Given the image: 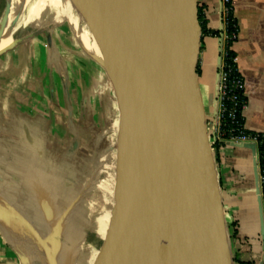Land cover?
I'll return each mask as SVG.
<instances>
[{
    "label": "water",
    "instance_id": "95a60500",
    "mask_svg": "<svg viewBox=\"0 0 264 264\" xmlns=\"http://www.w3.org/2000/svg\"><path fill=\"white\" fill-rule=\"evenodd\" d=\"M107 1L113 57L121 50L123 63L116 72L105 57L93 58L119 112V196L97 264H231L196 73L198 0ZM218 45L213 105L221 35ZM253 157L259 191L255 151ZM32 233L49 264H57L46 241ZM262 251L264 261V236Z\"/></svg>",
    "mask_w": 264,
    "mask_h": 264
},
{
    "label": "crops",
    "instance_id": "0c3cea01",
    "mask_svg": "<svg viewBox=\"0 0 264 264\" xmlns=\"http://www.w3.org/2000/svg\"><path fill=\"white\" fill-rule=\"evenodd\" d=\"M198 6L207 29L217 31L220 0H198ZM231 6L237 30L231 50L246 98L243 129L264 138V0H231ZM34 39L10 42L0 54V264H45L33 233L31 243L39 253L37 258L30 255L25 243L29 235L24 238L16 224L22 217L55 253V241L45 232L61 228V214L68 206L63 193L73 194L72 180L82 184L93 175L91 157L98 154L94 149L101 136L90 119L88 110L94 104L88 98L81 95L73 102L64 90L62 101L49 108L54 68L42 65L41 45ZM200 47L199 89L212 116L218 38L204 34ZM60 136L69 137L66 145ZM254 151L257 157V143L249 137L226 141L218 151L216 174L223 212L235 224L230 245L236 264H263L264 207L259 181L257 191Z\"/></svg>",
    "mask_w": 264,
    "mask_h": 264
},
{
    "label": "rangeland",
    "instance_id": "374dc122",
    "mask_svg": "<svg viewBox=\"0 0 264 264\" xmlns=\"http://www.w3.org/2000/svg\"><path fill=\"white\" fill-rule=\"evenodd\" d=\"M7 1L0 0V29L5 25L9 28L7 29V38L3 43L24 42L35 38L34 41L41 45L39 49L42 65H53L51 87L54 92L49 99V108L57 107L56 102L62 101L60 93L64 95V90L69 98L73 99V102L78 101L74 98H79L82 95L94 104L90 105L92 113L90 108L88 113L91 114L90 119L95 120L97 132L101 136L96 140L97 149H94L98 154L95 153L91 157L93 175L85 179L82 184L79 183L80 180L78 182L72 180L74 183L70 185L73 194L71 192L63 193V197L67 196L68 206L63 209L61 214V228L55 232H45V236L47 239L55 241L54 258L58 264H97L114 221L118 203L119 112L108 76L94 60L92 54L88 52L84 40L80 36L89 41L92 40L97 50L99 49V53L117 70L118 64L113 57L114 35L108 1L30 0L17 14L8 8ZM2 20L4 21L2 22ZM99 42H102V48L98 44ZM200 46L201 43H199V48ZM46 75L48 78L46 77L45 80L48 81L49 73ZM203 107L208 141L216 170L219 146L221 147L227 140H216L210 129L212 116L206 101L203 102ZM58 139L62 145H66L69 137L60 136ZM66 174L68 175V172ZM81 180L83 181V179ZM67 183L65 182L64 185L66 188H68ZM218 186L220 191L219 181ZM74 195H76L75 199H73ZM223 216L227 228L229 258L231 264H236L235 252L232 251L230 245L235 224L224 212ZM21 220L23 222H18V229L22 231L24 238L29 235L30 241L26 239V246L28 250L30 249V255L37 258L39 249L36 250L31 243L33 240L31 227L27 218L22 217ZM43 257L42 254L40 259ZM41 260L44 261V258ZM45 260V264H49V261Z\"/></svg>",
    "mask_w": 264,
    "mask_h": 264
},
{
    "label": "built area",
    "instance_id": "2783aa9c",
    "mask_svg": "<svg viewBox=\"0 0 264 264\" xmlns=\"http://www.w3.org/2000/svg\"><path fill=\"white\" fill-rule=\"evenodd\" d=\"M221 3V51L220 67L218 71L217 95L214 105V116L212 115L210 129L217 141H240L247 138L243 133H237L239 126L237 118L242 116L246 106L244 96V82L238 70L224 63L228 50V43L235 39L236 25L233 24L231 0H220ZM230 5V7L228 6ZM228 29L231 33L228 35ZM234 29V31H233ZM231 49V47H230ZM242 132L243 128H238ZM239 132V131H238ZM256 141V138H253ZM259 173V171H258ZM260 186H264V175L259 174Z\"/></svg>",
    "mask_w": 264,
    "mask_h": 264
},
{
    "label": "trees",
    "instance_id": "16d2710c",
    "mask_svg": "<svg viewBox=\"0 0 264 264\" xmlns=\"http://www.w3.org/2000/svg\"><path fill=\"white\" fill-rule=\"evenodd\" d=\"M228 6L230 7V5H228ZM197 11H198V22H199V26H200V43L202 41V36L204 34H209L211 36L219 38V36L222 34V31H218V30L217 31H212V32L209 31L207 29V27H206V21H205L204 16H203L202 7L198 6L197 7ZM233 24L236 25V22H235L234 19H233ZM233 31H234V29H233ZM236 31L237 30L235 29V36H236ZM231 32H232L231 29H228V35ZM235 41H236V37H235V39L233 41H230L228 43V50H227L226 56L224 58V63L229 65L232 68L233 71L235 69H237V67H236V64L234 63L235 54L230 49V47H232V44ZM200 49H201V47L199 48V51H200ZM196 73H197L198 77H200L201 72H200V67H199L198 64H197V67H196ZM237 121H238L239 126L232 125V126H229V127L237 128V133H243L245 136H247L249 138H256V143H257V165H258L259 174L262 176V175H264V138L261 137V136H257L254 133L246 132V131H244V129L242 130V132H240L241 130L238 129V128H241V129L243 128V118H242V116H238ZM219 148H220V146H219ZM261 195H262L263 207H264V186H262V185H261ZM226 230H227V228H226ZM232 235L233 236L235 235V231L234 230H233ZM263 264H264V261H263Z\"/></svg>",
    "mask_w": 264,
    "mask_h": 264
},
{
    "label": "bare ground",
    "instance_id": "6f19581e",
    "mask_svg": "<svg viewBox=\"0 0 264 264\" xmlns=\"http://www.w3.org/2000/svg\"><path fill=\"white\" fill-rule=\"evenodd\" d=\"M30 0H8L7 2H8V8L10 9V10H12V11H14V13H19V12H21L22 11V9L25 7V5L29 2ZM88 1H90V2H92L93 0H88ZM32 5V4H31ZM92 5V4H91ZM6 6V7H7ZM74 6V5H73ZM85 7V6H84ZM91 12H92V10H90ZM81 12V11H80ZM72 13V12H71ZM93 13H95V12H93ZM80 14V13H79ZM91 14V13H90ZM8 15V14H7ZM81 15H82V13H81ZM102 15V14H101ZM23 16V15H22ZM85 16V15H84ZM92 16H94V15H92ZM13 17V16H12ZM6 18H7V16H6ZM5 18V19H6ZM96 18H97V16H96ZM16 19V18H15ZM14 19V20H15ZM23 19V18H22ZM90 20V19H89ZM4 20H2V22H3ZM21 21V20H20ZM23 21V20H22ZM86 21V20H85ZM25 22V21H24ZM38 22V21H37ZM94 22V21H93ZM102 22V21H101ZM97 23H98V21H97ZM2 24V23H1ZM8 24H9V22H8ZM3 25V24H2ZM24 25V24H23ZM84 25V24H83ZM91 25V24H90ZM14 27V26H13ZM25 27V26H24ZM87 28V27H86ZM7 29H9L6 25L2 28L1 27V29H0V49H2V48H4L5 46H7V44H9V43H3L4 42V40L7 38V35H8V31H7ZM22 29V28H21ZM26 29V28H25ZM29 29V28H28ZM13 30H14V28H13ZM77 30H78V33H79V35H80V31H79V29L77 28ZM22 32H23V30H22ZM103 32V31H102ZM17 34H18V32H17ZM31 34V33H30ZM20 35H21V33H20ZM82 35V34H81ZM19 36V35H18ZM27 37V36H26ZM80 38H82L83 40H84V43H85V45H86V47H87V50H88V52H90L91 54H92V56H95V55H97V56H100V57H103L104 58V56L101 54V53H99V49L97 50V47L95 46V44H94V42L91 40V41H89V40H87V38H83L82 36H80ZM23 39V38H22ZM105 39H106V37H105ZM99 41V40H98ZM98 44H100V46H101V48H102V42H99ZM107 53V52H106ZM106 56H107V54H106ZM114 60L116 61V64H122L123 63V55H122V53H121V50H119V49H117L116 50V52H114ZM111 67H112V69L114 70V71H116L117 72V70L111 65ZM15 217V216H14ZM14 221V220H13ZM16 221V220H15ZM113 221V220H112ZM16 224H19V223H16ZM15 224V225H16ZM14 225V224H13ZM21 225V224H20ZM27 225V224H26ZM25 226V225H24ZM111 226V225H110ZM19 227V226H18ZM24 230V229H23ZM30 230V229H29ZM22 232V231H21ZM10 233V232H9ZM8 234V233H7ZM22 235V234H21ZM24 236H25V233H24ZM28 237V236H27ZM108 237V236H107ZM13 241V240H12ZM29 241V240H28ZM14 243V242H13ZM30 250V249H29ZM31 260V259H30ZM94 260V259H93ZM25 261V260H24Z\"/></svg>",
    "mask_w": 264,
    "mask_h": 264
}]
</instances>
